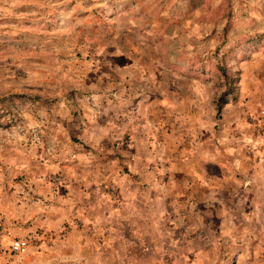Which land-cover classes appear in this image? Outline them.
<instances>
[{"label": "rangeland", "instance_id": "obj_1", "mask_svg": "<svg viewBox=\"0 0 264 264\" xmlns=\"http://www.w3.org/2000/svg\"><path fill=\"white\" fill-rule=\"evenodd\" d=\"M0 264H264V0H0Z\"/></svg>", "mask_w": 264, "mask_h": 264}, {"label": "built area", "instance_id": "obj_2", "mask_svg": "<svg viewBox=\"0 0 264 264\" xmlns=\"http://www.w3.org/2000/svg\"><path fill=\"white\" fill-rule=\"evenodd\" d=\"M11 247H12V250L14 252H23L25 250V247H26V242L24 240H21V241H14L12 244H11Z\"/></svg>", "mask_w": 264, "mask_h": 264}]
</instances>
